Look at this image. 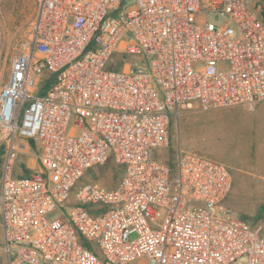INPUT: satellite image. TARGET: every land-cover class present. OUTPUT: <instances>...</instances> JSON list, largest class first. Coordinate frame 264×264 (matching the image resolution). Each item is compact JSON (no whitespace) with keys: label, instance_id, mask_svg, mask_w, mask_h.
Masks as SVG:
<instances>
[{"label":"built area","instance_id":"built-area-1","mask_svg":"<svg viewBox=\"0 0 264 264\" xmlns=\"http://www.w3.org/2000/svg\"><path fill=\"white\" fill-rule=\"evenodd\" d=\"M4 41L5 264H264L225 164L152 153L183 110L264 102V0H35L5 56ZM109 161L114 187L84 180Z\"/></svg>","mask_w":264,"mask_h":264},{"label":"rangeland","instance_id":"rangeland-1","mask_svg":"<svg viewBox=\"0 0 264 264\" xmlns=\"http://www.w3.org/2000/svg\"><path fill=\"white\" fill-rule=\"evenodd\" d=\"M34 9L35 0H0V29L5 33L4 56L13 49L11 37L27 24ZM203 19L216 25L224 22L222 16L212 13L199 16V20ZM168 137V146L154 150L153 158L165 161L181 150L225 164L232 178L227 207L238 218L260 228L264 236V102L207 111L196 107L183 110L172 119ZM29 147L30 154L21 155L18 161L19 165L28 167L22 168L23 173L37 168L32 154L33 144ZM3 152L0 143V172ZM120 176L121 168L109 161L86 174L84 180H96L114 187ZM54 216L52 213L49 217ZM1 245L0 230V264H5ZM89 248L94 249L92 245Z\"/></svg>","mask_w":264,"mask_h":264},{"label":"crops","instance_id":"crops-1","mask_svg":"<svg viewBox=\"0 0 264 264\" xmlns=\"http://www.w3.org/2000/svg\"><path fill=\"white\" fill-rule=\"evenodd\" d=\"M165 161H167V160H165ZM232 179V178H231Z\"/></svg>","mask_w":264,"mask_h":264}]
</instances>
